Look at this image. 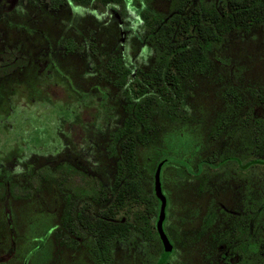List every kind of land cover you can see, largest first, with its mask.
<instances>
[{
	"label": "rangeland",
	"instance_id": "obj_1",
	"mask_svg": "<svg viewBox=\"0 0 264 264\" xmlns=\"http://www.w3.org/2000/svg\"><path fill=\"white\" fill-rule=\"evenodd\" d=\"M179 1L143 0L145 22L129 1L54 8L49 0H0V264H157L162 257L158 212L147 213V201L116 211L114 219L133 226L110 242L108 263L93 257L94 238L77 212L98 215L111 204L118 132L136 101L133 84L121 87L109 60L145 85L141 77L161 54L149 23ZM159 82L149 129L135 145L138 171L127 176L156 197L155 170L168 159L160 178L172 249L163 264H264V164L253 154L256 128H264V23L227 32L176 91Z\"/></svg>",
	"mask_w": 264,
	"mask_h": 264
},
{
	"label": "trees",
	"instance_id": "obj_2",
	"mask_svg": "<svg viewBox=\"0 0 264 264\" xmlns=\"http://www.w3.org/2000/svg\"><path fill=\"white\" fill-rule=\"evenodd\" d=\"M52 7L56 8L67 1L86 4L92 0H49ZM103 4H133L140 16L147 22L148 9L143 0H99ZM264 23V0H228V6L218 9L215 6L197 5L195 0H181L177 8L168 16L158 20L154 18L150 23V37L161 46V54L157 60V66L152 73L144 74L141 79L135 80L134 74L117 63L109 60L110 68L120 75L121 87L133 84L129 89V96L136 101L131 104L132 114L127 118L125 126L118 132L121 139V160L118 162L115 181L113 184V198L109 206L93 215L81 209L77 212L80 225L94 238L95 244L91 248L93 257L97 262L108 263L110 260V242L115 238H124L128 235L131 222L123 218L114 219L116 211L126 204H139L147 201L146 211L149 214H157L159 200L155 196L143 195L138 182L128 177L138 171L135 145L142 141L144 132L148 126V105L152 102L151 89L160 87V80L177 89L178 80L194 70H201L205 65L206 52L220 44L223 36L234 29L248 31L255 24ZM69 45L71 43L69 42ZM260 99L264 102V93ZM142 129L138 132L137 129ZM254 162L264 164V128H256L253 145ZM168 159L160 160L161 168ZM146 221V220H145ZM147 222V221H146ZM143 233L148 237V222L142 226ZM264 232V223L262 224ZM148 235V236H147ZM260 253L264 261V235L259 242ZM161 258L157 264H163Z\"/></svg>",
	"mask_w": 264,
	"mask_h": 264
},
{
	"label": "water",
	"instance_id": "obj_3",
	"mask_svg": "<svg viewBox=\"0 0 264 264\" xmlns=\"http://www.w3.org/2000/svg\"><path fill=\"white\" fill-rule=\"evenodd\" d=\"M160 171H161V164L159 163L154 174V193L159 200V211H158V217L156 221V229L158 232V235L160 237V240L162 242V245L164 247V252L161 257V260H165L169 253L171 252L172 245L171 242L169 241L164 227H163V222L165 219V207H166V198L163 195L162 192V186H161V179H160Z\"/></svg>",
	"mask_w": 264,
	"mask_h": 264
},
{
	"label": "flooded vegetation",
	"instance_id": "obj_4",
	"mask_svg": "<svg viewBox=\"0 0 264 264\" xmlns=\"http://www.w3.org/2000/svg\"><path fill=\"white\" fill-rule=\"evenodd\" d=\"M161 179V178H160ZM161 186H162V184H161ZM163 189V188H162ZM166 198V197H165ZM166 207H167V199H166ZM166 207H165V212H166ZM222 259H225L226 257H227V249L223 252V254H222Z\"/></svg>",
	"mask_w": 264,
	"mask_h": 264
}]
</instances>
